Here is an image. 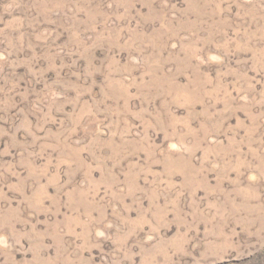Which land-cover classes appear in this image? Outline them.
I'll return each mask as SVG.
<instances>
[{"label":"rangeland","instance_id":"374dc122","mask_svg":"<svg viewBox=\"0 0 264 264\" xmlns=\"http://www.w3.org/2000/svg\"><path fill=\"white\" fill-rule=\"evenodd\" d=\"M0 264H264V0H0Z\"/></svg>","mask_w":264,"mask_h":264}]
</instances>
